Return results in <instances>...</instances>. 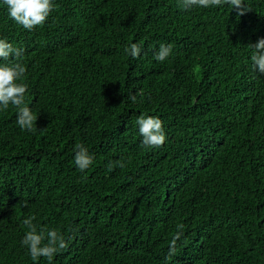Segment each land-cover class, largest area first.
<instances>
[{
    "label": "trees",
    "instance_id": "16d2710c",
    "mask_svg": "<svg viewBox=\"0 0 264 264\" xmlns=\"http://www.w3.org/2000/svg\"><path fill=\"white\" fill-rule=\"evenodd\" d=\"M260 38L264 0H54L31 31L0 5L35 117L22 131L18 110L0 109V264H48L21 244L28 218L64 237L52 264H264ZM141 115L162 120L161 147L141 143Z\"/></svg>",
    "mask_w": 264,
    "mask_h": 264
},
{
    "label": "clouds",
    "instance_id": "9594fccd",
    "mask_svg": "<svg viewBox=\"0 0 264 264\" xmlns=\"http://www.w3.org/2000/svg\"><path fill=\"white\" fill-rule=\"evenodd\" d=\"M241 2L242 0H183L185 7L194 5L202 8L229 4L239 9ZM53 4L54 0H0V5L7 7L9 17L29 31L34 27L43 25L53 10ZM251 47L253 49L251 55L252 68L256 72L264 73V38L258 39ZM125 52L130 57L136 58L140 54V48L136 44H131L125 49ZM170 53L171 46L162 45L155 55V60L163 62ZM20 55V50L14 48L6 40L0 39V58L7 61L9 56L16 59ZM25 71V67L18 59L12 63H0V109H7L9 105L16 108L18 110L16 123L19 128L22 131H32L35 117L27 106L21 107L24 105L27 85L18 82L22 80ZM135 99V96H131L133 102ZM136 124L143 145L159 148L164 144L166 134L163 122L159 117L141 115L137 118ZM76 149L74 165L83 172L92 164V157L82 145H76ZM32 219L28 218L23 221L28 230L25 232L21 244L27 248L33 261H37L39 257H46L48 264H52L54 254L66 247L64 237L58 234L55 229H48L45 237L44 230L38 232L36 226L32 224ZM45 239L47 243H43ZM177 239H179V233L173 237L169 244L170 255L174 252Z\"/></svg>",
    "mask_w": 264,
    "mask_h": 264
}]
</instances>
